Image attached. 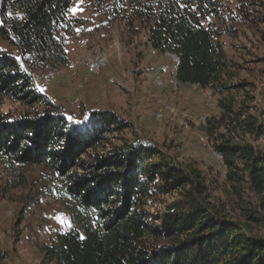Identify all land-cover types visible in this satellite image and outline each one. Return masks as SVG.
I'll return each mask as SVG.
<instances>
[{"label":"trees","instance_id":"1","mask_svg":"<svg viewBox=\"0 0 264 264\" xmlns=\"http://www.w3.org/2000/svg\"><path fill=\"white\" fill-rule=\"evenodd\" d=\"M87 1L108 21L139 23L159 54H177L181 83L221 96L203 129L225 172L208 177L152 141L117 136L133 127L111 109L65 112L36 75L68 62L83 21L68 17L73 0H0V41L11 47L0 50V157L9 170L45 166L71 213V227L41 246V264H264V110L249 92L236 101L249 83H229L221 40L228 17L264 24V0ZM6 98L39 107L10 115Z\"/></svg>","mask_w":264,"mask_h":264},{"label":"rangeland","instance_id":"2","mask_svg":"<svg viewBox=\"0 0 264 264\" xmlns=\"http://www.w3.org/2000/svg\"><path fill=\"white\" fill-rule=\"evenodd\" d=\"M224 2L233 8L237 0ZM227 11L229 16L230 8ZM68 17L83 19L69 37L68 62L56 70L40 68L36 75L38 89L74 116L84 117L93 110L111 109L133 127L117 136L152 141L177 161L194 164L208 177H220L222 166L213 148L201 141L204 127L198 120L201 114L219 115L218 105L205 106L207 98L201 95L206 101H201L205 108L200 111V89L184 85L177 92L181 95L177 100L175 92L155 85V79L165 77L157 72V67L172 61L154 54L146 45V29L139 23L129 26L123 19L108 21L87 0H73ZM227 19L224 26L229 27V32L221 40L233 64L229 83L242 80L249 83L248 88L233 94L239 103L245 99L246 92L252 93L254 99L250 105L254 111L261 112L264 109V24H239ZM1 49L11 47L0 41ZM100 53L110 55L109 64L99 73L91 74L83 67V61ZM158 98L165 99L176 110L162 121L154 117ZM195 98L197 102L193 101ZM182 99L189 101L180 103ZM38 107L8 98L1 105L2 111L10 115ZM58 186L59 181L53 179L45 166L28 165L9 170L0 157V264H41V246L59 231L71 227L68 220L71 213L59 199ZM211 188L214 196L222 195L217 184Z\"/></svg>","mask_w":264,"mask_h":264},{"label":"built area","instance_id":"3","mask_svg":"<svg viewBox=\"0 0 264 264\" xmlns=\"http://www.w3.org/2000/svg\"><path fill=\"white\" fill-rule=\"evenodd\" d=\"M153 53L156 54L158 52L155 49H153ZM163 55L174 62L178 61V56L175 53L166 52ZM109 57L110 55L105 54V53L92 55L90 57H87L83 61V67L86 70H88L89 73L97 74L109 64ZM71 65L73 67L75 66L73 62H71ZM155 85L160 89L169 88L172 92L177 93L181 91L182 87L186 84L181 83L174 75V76L155 79ZM190 85L194 88L200 89V92H201L200 94L207 98L205 106L211 107L212 105L214 106V104L218 105V100L220 99L221 96L216 91H214L212 88H209V87L202 88L198 84H190ZM156 105L157 106L154 111V117L158 121H162L166 117V115L176 111L174 107L163 98H158ZM208 118H209L208 115L201 114L200 117L198 118L200 125L205 126L207 124ZM200 139L203 143L213 148L211 139L206 132H203L201 134ZM213 154L216 157V159L219 161V163L222 166L223 171L225 172V164H224L223 156L219 152L215 151L214 149H213Z\"/></svg>","mask_w":264,"mask_h":264},{"label":"crops","instance_id":"4","mask_svg":"<svg viewBox=\"0 0 264 264\" xmlns=\"http://www.w3.org/2000/svg\"><path fill=\"white\" fill-rule=\"evenodd\" d=\"M147 39H148V37H147ZM146 39V40H147ZM145 43H146V45H148L149 47H151L148 43H147V41H145ZM152 48V47H151ZM150 50V49H149ZM150 51H152V49L150 50ZM163 56V54H159V56ZM172 61V60H171ZM158 69H157V72L158 73H161V75L162 76H165V77H169L172 73H173V75L172 76H174L175 74H176V69H177V63L176 62H174V61H172L171 63L169 62V64H162L161 66H159V67H157ZM159 75V74H158ZM187 85V84H186ZM176 99L178 100V99H181L180 98V96L181 95H177V93H176ZM172 98H174V97H172ZM176 99H174V100H176ZM197 99L195 98V99H193V101H195V102H197L196 101ZM185 101H189L188 99H182V102H180V103H183V102H185ZM199 101H200V106L202 105V109H200V111H204V109L203 108H205L204 107V104H201V101L203 102V101H206L205 99H203L202 97H201V94H200V99H199ZM218 109L220 110V108L218 107ZM222 171H223V169H221Z\"/></svg>","mask_w":264,"mask_h":264}]
</instances>
